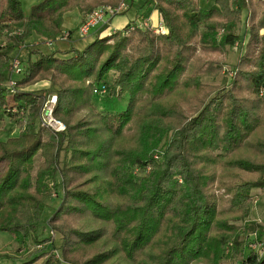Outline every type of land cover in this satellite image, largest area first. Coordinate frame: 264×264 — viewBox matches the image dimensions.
<instances>
[{
  "label": "trees",
  "instance_id": "trees-1",
  "mask_svg": "<svg viewBox=\"0 0 264 264\" xmlns=\"http://www.w3.org/2000/svg\"><path fill=\"white\" fill-rule=\"evenodd\" d=\"M121 1L39 0L24 13L20 0H0V38L5 27L18 30L0 44V123L7 117L18 128L0 140V231L20 248L41 244L38 226L57 174L61 184L57 206L46 210L47 225L61 235L60 254H0V264H264V252L247 244L250 233L262 238L264 223H234L249 214L251 190L264 187L263 1L155 0L167 34L130 28L131 21L80 50L32 48L12 74L20 42L33 34L53 42L65 12L85 17ZM242 16L245 38L229 85L202 84L200 75L214 76L222 65L202 69L193 43L203 36L222 53L236 42ZM10 78L15 86L50 80L52 116L65 129L40 126L49 94L11 92ZM95 87L127 94L126 107L96 112Z\"/></svg>",
  "mask_w": 264,
  "mask_h": 264
},
{
  "label": "rangeland",
  "instance_id": "rangeland-1",
  "mask_svg": "<svg viewBox=\"0 0 264 264\" xmlns=\"http://www.w3.org/2000/svg\"><path fill=\"white\" fill-rule=\"evenodd\" d=\"M20 2H21V6H22L23 11L28 12L30 7H31L30 4L32 2H29L28 0H20ZM198 3L202 7H208L212 3V0H198ZM244 20H245V18H244V16H242L240 21L237 23L236 33H237L238 37H237L236 42L232 46L225 45L223 47L222 53H218V52L213 51V49L210 45L211 43L207 40H204L203 36H202V38L197 39L196 42L193 43V46L195 47V54L197 56H200L204 60L202 62V66H201L202 69L206 68L209 64H212V65L221 64L222 65L221 70L218 73H216V75H214V76L213 75L210 76V75H206V74L200 75L199 80L202 84L214 85L218 88H222V86H224V85H229L230 78H231V75L233 73V65L235 64V62L238 58L239 52L241 50L242 42L245 38ZM144 28H147V27H144ZM93 29L94 28L92 27L89 30L87 37L89 36V34L91 33V31ZM151 29L154 31L153 28H151ZM166 30L167 31L165 33H158L156 31H154V32L157 34H167V32H168L167 27H166ZM200 31L205 33L206 32L205 27L200 26ZM16 32H18V30L13 31L12 29H8V27H5V29L3 30V33H2V37L0 38V44L1 45L6 44V42L9 40V37L17 34ZM76 32H77V29H73V31L71 32L72 39L69 40L70 42L68 43V46H66L67 49L60 47L59 45H58L59 47L55 48L52 45L54 42L49 41L47 39H44L45 42H40V41H38V37H35L33 39L27 38L24 41V43L20 42L18 44L17 48L12 51V53H11L12 58L18 57V59H19V56L25 57L28 54V50H30L32 48H39V49L43 50V52H50L54 49L64 51V50H68L72 47H79L81 45V42H77L78 40H80V38L78 37ZM223 33H224L223 30H219L217 32V37L219 38ZM62 37L63 36L61 35L58 38L60 39ZM58 38L56 40H59ZM56 40H53V41H56ZM64 44H66V42H64ZM209 45H210V47H209ZM70 55H71V53H70ZM56 56L68 57L69 55H66V54H63L60 52V53H57ZM12 58L10 60V70L12 68V63H13ZM13 75L15 76L16 74H13ZM110 80H111V78L108 80V83L110 82ZM6 84L8 86V81L6 82ZM15 87H16L15 89L17 91L34 92V93L41 94V95H45L47 93V94H49L48 98H50L51 95H53L55 93L54 87L51 86V82L48 79H40V80L33 82L31 84H28V85L15 86ZM47 99L45 100V102L47 101ZM44 103H43V105H44ZM55 103H56V101H55ZM92 103L95 107L96 112H101V113H104L107 111L119 112V111H122L127 105V94H124V95H122V97L117 98L115 96L109 95L107 90H106V93H102V94L95 93L93 90ZM14 105H15V100L12 98V95H9L7 97V106L11 107L12 111H14L15 110ZM43 105L40 108V115L42 112ZM184 106H185V104H184ZM25 116L26 115H24V117ZM39 118H40V121H39L40 126L47 127L42 122L41 116ZM64 126H65V124H64ZM47 128L51 129L53 132H56V130H54L53 128H51L49 126ZM61 131H63V130H61ZM17 133H18V128L15 126L14 121H10L6 117L5 120H3L0 123V140H6L8 137H10L12 135H16ZM157 154L158 153H154L153 157L156 158ZM34 166H35L34 167L35 168L34 171H35L38 167L37 162L34 163ZM149 168L150 167L147 166L146 169L144 170V172H147L149 170ZM136 169H137L136 167L133 168L134 172L142 175V172L136 171ZM56 185H57V188H56L55 192H53L52 195L48 199H46V201H45L46 207H45V210L41 216L40 223L38 226V238L44 239V241L38 245L34 244L32 241H29L28 244L26 245V247L20 248L18 246V243L16 242V240L14 239V237L11 234H9L6 231H0V254H7L9 256H16V255L19 256L20 255L22 257H25L29 252H31L34 249H39V250L53 249V251H55V253L60 254V250H59L58 246L61 242V235L57 231L51 229L47 225V219H48L49 214H50L49 212L52 211L53 209H55V206H57V202L60 199L59 197H61V184H60L59 174L56 175ZM251 196H252V203L250 205L249 214L243 220L234 221L235 225H237L239 227H243L244 225L248 224L252 220H256L258 222L264 223V187L252 189L251 190ZM46 210H48L49 212H47ZM254 236H255V234L252 235V233H250L248 235V237H247L248 240L246 239L248 241V243H249V240H254L253 239ZM257 240L262 245L258 246L259 249L256 253L259 256H261L264 252V232H263L262 238H260V239L257 238ZM257 240H255V241H257ZM237 260L235 259V260L226 261V262L224 261V264H235V261H237ZM8 261H10V260H6V262H8ZM38 262L39 261L35 262L34 264H38Z\"/></svg>",
  "mask_w": 264,
  "mask_h": 264
},
{
  "label": "crops",
  "instance_id": "crops-1",
  "mask_svg": "<svg viewBox=\"0 0 264 264\" xmlns=\"http://www.w3.org/2000/svg\"><path fill=\"white\" fill-rule=\"evenodd\" d=\"M28 1L32 2L30 5H33L39 0H28ZM154 3H155V0H131V2L128 3L127 8L124 11H122L121 13L115 14L109 19L108 25H106V27L102 28V27H99V25L93 27L94 29L91 31L88 37L87 35L81 36L79 35L78 32H76L78 37L80 38V40H78L77 42H81V45L75 48L80 50L85 45H87L89 42H91L95 37L105 36L115 30L122 29L125 25H127L131 21L139 23L144 20H148L151 25L157 24L160 13L154 7ZM24 13H27V12H24ZM83 18H84V15H82L76 9L65 12L63 15V22H62V29H63L62 36L63 37L60 39L58 38L59 40L53 41L54 43L52 45L55 48L60 46V47H63L64 49H67L66 46H68V43L70 42L69 40L72 39L71 32L73 31V29L78 28ZM35 37H38V41L45 42L44 38L37 36L35 34H33L29 38L33 39ZM64 42H66V44H64Z\"/></svg>",
  "mask_w": 264,
  "mask_h": 264
},
{
  "label": "built area",
  "instance_id": "built-area-1",
  "mask_svg": "<svg viewBox=\"0 0 264 264\" xmlns=\"http://www.w3.org/2000/svg\"><path fill=\"white\" fill-rule=\"evenodd\" d=\"M261 1L264 2V0H261ZM127 5H128L127 0H122L115 7H112L110 5H102V6H99L95 9H93L92 12L87 14V16L80 23V25L77 28V32L79 33V35L85 36L89 33V30L92 27H95L98 25H99V27H102V28L106 27V25H108L109 19L112 16H114L115 14H118V13H121L122 11H124L127 8ZM132 24L133 25H131L130 28H133L134 26H138L141 28L151 27L154 29V31H156L158 33H165L167 31L161 14L159 16V20H158L157 24H155V25H151L148 20H144V21L139 22V23L132 22ZM12 61H13V63H12L11 72L13 74L20 73L21 72L20 60L18 59V57H14L12 59ZM8 88L10 89L11 92H14L16 90L15 89L16 88L15 87V81L13 78H10L8 80ZM93 90L95 93H98V94H102V93L106 92L105 87H95ZM55 101H56V95L53 94L44 103L40 116H41L42 122L46 126H49L56 131H61V130L65 129L64 124L52 116V109H53V106L55 104ZM261 245L262 244L260 242L255 241V240L249 241V243H248V247L255 250L256 252L259 249L258 246H261Z\"/></svg>",
  "mask_w": 264,
  "mask_h": 264
}]
</instances>
